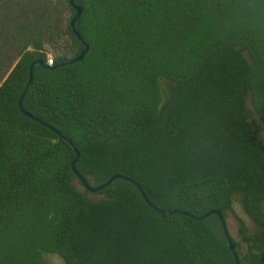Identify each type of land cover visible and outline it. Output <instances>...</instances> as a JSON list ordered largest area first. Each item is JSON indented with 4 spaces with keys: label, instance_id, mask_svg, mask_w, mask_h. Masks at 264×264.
I'll return each mask as SVG.
<instances>
[{
    "label": "trees",
    "instance_id": "16d2710c",
    "mask_svg": "<svg viewBox=\"0 0 264 264\" xmlns=\"http://www.w3.org/2000/svg\"><path fill=\"white\" fill-rule=\"evenodd\" d=\"M0 0V264H264V0ZM24 107L58 128L28 118ZM255 116L263 122L260 127ZM241 205L251 224L235 211Z\"/></svg>",
    "mask_w": 264,
    "mask_h": 264
},
{
    "label": "water",
    "instance_id": "95a60500",
    "mask_svg": "<svg viewBox=\"0 0 264 264\" xmlns=\"http://www.w3.org/2000/svg\"><path fill=\"white\" fill-rule=\"evenodd\" d=\"M71 5L72 7L77 11V14L75 16V18L73 19L71 25H72V29L76 35V37L81 40L84 44H85V49L84 51L76 58H73L71 60H69L66 63L63 64H55L54 62H45L43 59H38L36 60L34 63H32L31 68H30V78H29V82L27 84L26 87V91L29 88V86L32 84L33 80H34V69L36 66H40L42 68H47V69H55L59 66H62L64 64H73L75 62H79L84 60V58L86 57V55L90 52V45L85 41L83 35L78 31L77 29V22L79 21V19L82 17L83 13H84V8L81 6L76 5L75 0H71ZM21 96L20 101H19V106L21 111L28 117L31 118L33 120H36L37 122L47 126L49 129L53 130L60 138L61 141L65 142L66 141V137L65 135L56 127H54L51 124L46 123L45 121H43L41 118L37 117L36 115H34L32 112L28 111L25 107H24V96L25 93ZM68 144L71 145L72 147V151L76 153V158L72 163V169L73 172L75 173L76 177L82 182V184L84 185V187L90 192V193H98L101 190L109 187L110 185H112L114 182H116L117 180H126L130 183H132L133 185H135L139 191L141 192L143 198L146 200V202L154 209L156 210L158 213H160L162 215L163 218H167L169 216H172L173 214H184L187 216H190L196 220H203L205 218H208L211 215H217L220 218V221L222 223V227H223V231H224V235L226 237L227 243H228V247L229 249L234 253L237 263L241 264V260H240V256L239 253L237 251V241L235 240V238L233 237V235L231 234V231L229 229V225H228V221L227 218L223 215L222 211L220 210H212L204 215L201 216H196L192 213H190L189 211H185V210H180V209H176V210H169L166 208H162L158 205H156L147 195V193L145 192L143 186L136 181L134 178L126 176V175H122V174H115L113 175L109 180H107L105 183L101 184V185H94L93 183H91L89 181V179H87V177H85L78 169H77V162L81 156L80 151L78 150L77 147L74 146V143L70 140H68L67 142Z\"/></svg>",
    "mask_w": 264,
    "mask_h": 264
},
{
    "label": "rangeland",
    "instance_id": "374dc122",
    "mask_svg": "<svg viewBox=\"0 0 264 264\" xmlns=\"http://www.w3.org/2000/svg\"><path fill=\"white\" fill-rule=\"evenodd\" d=\"M49 58L52 59L53 56L50 54ZM254 122L256 125H259L260 127L263 126V122L259 119V117L255 116ZM235 211L238 213L242 218H244L248 224H251L252 222L248 218V216L244 213V211L241 208V205L236 202L235 203ZM229 229L231 231V234L233 237L237 240L240 241V236L238 233V227L239 223L238 220L236 219L235 215L233 213H230L227 218ZM44 264H65L64 260L59 256V255H48L45 256L43 259Z\"/></svg>",
    "mask_w": 264,
    "mask_h": 264
},
{
    "label": "built area",
    "instance_id": "2783aa9c",
    "mask_svg": "<svg viewBox=\"0 0 264 264\" xmlns=\"http://www.w3.org/2000/svg\"><path fill=\"white\" fill-rule=\"evenodd\" d=\"M49 62L53 63V60H52V59H50V60H49Z\"/></svg>",
    "mask_w": 264,
    "mask_h": 264
}]
</instances>
